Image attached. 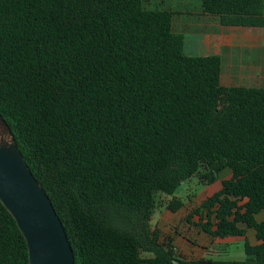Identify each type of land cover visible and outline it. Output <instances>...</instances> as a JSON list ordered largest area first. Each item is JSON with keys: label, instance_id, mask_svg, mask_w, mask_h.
<instances>
[{"label": "trees", "instance_id": "trees-1", "mask_svg": "<svg viewBox=\"0 0 264 264\" xmlns=\"http://www.w3.org/2000/svg\"><path fill=\"white\" fill-rule=\"evenodd\" d=\"M149 1L0 0V113L76 264H198L152 219L159 192L193 177L213 184L218 161L232 177L187 221L211 237L245 236L243 260L212 264H264V87L222 84V57L188 54L177 11ZM197 10L264 29V0H200ZM0 264H28L1 201Z\"/></svg>", "mask_w": 264, "mask_h": 264}, {"label": "crops", "instance_id": "crops-1", "mask_svg": "<svg viewBox=\"0 0 264 264\" xmlns=\"http://www.w3.org/2000/svg\"><path fill=\"white\" fill-rule=\"evenodd\" d=\"M179 14L181 16H178ZM187 14L189 13L187 12ZM173 26L176 32L184 35L191 30L197 31L196 39H188L185 36V51L188 54H219L222 57V84L226 86L264 87L263 28L225 26L221 24L218 17L199 14L198 10L191 16L177 11L174 15ZM237 49L247 50L245 60H239L242 51L238 52ZM216 164L218 166L222 164L224 167L218 172V179L213 184L204 186L206 188L214 187L207 197L220 190L223 181L230 179L233 175L226 161H218L215 162V166ZM195 216L193 222H199L200 216L198 218L197 215ZM192 227L195 230L194 224ZM195 232L197 233L195 238L182 234L176 239L168 236L165 238H170L174 248L179 250L176 254L187 260L214 259L215 255L225 253L232 241L245 239V236L211 237L198 227ZM253 235V244H258L260 241L255 239L254 233ZM165 238L161 237L160 239L163 241Z\"/></svg>", "mask_w": 264, "mask_h": 264}, {"label": "water", "instance_id": "water-1", "mask_svg": "<svg viewBox=\"0 0 264 264\" xmlns=\"http://www.w3.org/2000/svg\"><path fill=\"white\" fill-rule=\"evenodd\" d=\"M0 201L12 214L26 240L28 264H76L64 224L1 113ZM198 264L212 263L205 259Z\"/></svg>", "mask_w": 264, "mask_h": 264}, {"label": "rangeland", "instance_id": "rangeland-1", "mask_svg": "<svg viewBox=\"0 0 264 264\" xmlns=\"http://www.w3.org/2000/svg\"><path fill=\"white\" fill-rule=\"evenodd\" d=\"M148 1V0H146ZM150 7L155 8H173L176 11L184 12L185 15H193L197 12V8L200 4V0H150L146 2ZM187 12L189 14H187ZM178 16H181L179 14ZM197 31L191 30L186 32L184 36L186 38H197ZM197 41V40H195ZM238 52H241L239 55V60H245L246 51L245 49H237ZM216 187V186H215ZM213 186L204 187L198 183V179L193 177L187 180L182 186L173 193H167L161 191L157 194L158 205L154 211L152 226L158 227L160 229V235L162 238L172 237L176 239L179 235H188L195 238L197 227L193 230L192 224L187 221V217L197 208L201 202L211 194ZM181 199L184 201V206L173 212L169 207V204L174 199ZM196 216L191 217V220H194ZM198 218V215H197ZM192 227V228H191ZM249 242L253 243L254 235L253 231L249 230L247 233ZM166 239V238H165ZM163 239V240H165ZM245 239H238L232 241L231 244L227 247V251L220 255H215L214 259L220 260H243L246 257L245 252ZM175 253L179 252L178 249L174 250ZM148 264V263H145Z\"/></svg>", "mask_w": 264, "mask_h": 264}]
</instances>
